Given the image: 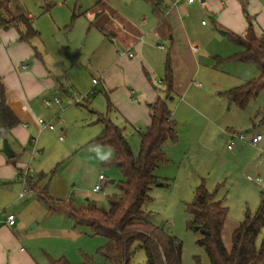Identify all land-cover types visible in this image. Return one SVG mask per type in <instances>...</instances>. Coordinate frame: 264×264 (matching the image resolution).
I'll list each match as a JSON object with an SVG mask.
<instances>
[{
    "label": "rangeland",
    "instance_id": "obj_1",
    "mask_svg": "<svg viewBox=\"0 0 264 264\" xmlns=\"http://www.w3.org/2000/svg\"><path fill=\"white\" fill-rule=\"evenodd\" d=\"M1 1L0 17L10 19L20 14H29L31 26L38 32L28 42H15L17 28L22 29V26H0V64L4 68L1 80L22 90L23 73L28 74L31 77L28 83L32 89L31 98L28 99L22 91L23 102L28 104L30 100V106L37 108L35 119L43 118L55 126V129L43 128L40 131L35 127L32 132V136L37 138L35 150L28 143L19 149L13 148L20 154L19 159L23 163L20 168L29 164L33 177L40 174L37 186L54 205L61 201L79 207L92 201L100 208L107 209L108 197L119 193L118 182L122 174L111 164L113 150L93 142L102 128L97 117L102 114L122 126L132 153L136 156L139 152V134L146 128L142 114L151 112L152 106L148 104L154 101L135 102V95L131 94V98L128 95V90L134 89V84L130 81V84L120 85L124 80L123 74L134 75V68L122 64L125 49L119 45V40L101 29L113 20L109 7L129 11L125 0ZM200 4L199 0H195L194 9L185 19L190 25L188 37L199 44L200 52L224 55L221 57L231 55L237 49V44L231 40L230 31L219 29L214 16L198 8ZM146 7L150 9L148 5ZM242 13L247 14L246 6ZM135 15L137 18L142 16L140 13ZM246 18L249 24L251 18L247 15ZM181 22L184 23L183 18ZM221 30L227 33L221 34ZM182 35L185 40L186 33ZM161 42L165 49L158 50L161 52L154 55V67L148 80L152 89L164 87L167 91L168 81L164 76L166 61L171 70L170 90L173 72H177L175 68L172 71L173 61L167 56V43ZM180 51L185 53V49ZM38 56L42 57V61ZM186 57H189L188 61L191 60L187 53ZM21 64L27 65V69L21 70ZM33 65L41 73L36 72ZM207 69L205 67L200 70L195 79L201 86L191 88L182 97L184 103L179 102L180 94L177 92L168 96V99L173 97L172 101H167L170 104L181 103L178 114L174 116L177 138L181 139L183 147H191L189 150L182 147L180 152L174 147V140L168 139L163 143L162 150L167 161L160 162L155 173L164 183L152 186L150 200L143 206L149 212L148 219L151 222L181 241V264H195L196 258L200 264H209L203 247L197 242L202 237L201 232L196 226H187L190 216L186 206L193 200L194 188L201 179L207 181L206 187L214 194V199H221L228 207L221 230L223 244L228 250L233 228L255 212L261 195H264V187L253 180L256 176L264 180V124H251L253 116L264 110V89L249 100L244 108H240L219 94L224 89H213L210 86L214 81L230 88L236 82V75L227 76ZM175 73L173 83L177 85L182 80L175 77ZM93 78H99L102 82L99 80L93 85ZM43 80L51 81L52 85L39 92L35 85H40ZM92 88L94 92H91ZM155 92L158 97L161 96L160 90ZM52 97L59 98L60 103L51 106L43 104L44 98ZM109 98L113 104L108 108ZM185 105L191 106L193 110L190 111ZM243 122L250 124L252 130L247 132ZM228 128L247 136L252 132L262 133L263 139L257 146L244 141L240 147L235 146L232 148L234 151H230L226 148ZM2 145L3 139L0 140V151ZM223 149L227 152L221 155ZM226 172L230 175L226 176ZM99 174L104 176L101 188L93 191ZM16 175L5 185L8 191L11 187L17 190L13 194L6 192L5 197L0 196V213L13 210L11 201L17 197L15 195L22 186L21 182L16 181ZM110 179L114 182H109ZM3 182L0 181V186ZM21 201H26V204H16L15 208L21 212L26 241L30 242L22 241L20 246L23 249L30 252L34 250V254L39 253V256L42 250L53 254V258L64 257L73 264H82L84 254L92 256L96 262L102 260L98 249L106 241L104 236H90L88 227L76 224L69 214L51 212L46 202L30 189ZM31 216L34 219L31 220ZM35 222L38 228L34 227ZM263 235L264 227L257 242ZM132 252L130 264H146L145 252L138 241L132 244Z\"/></svg>",
    "mask_w": 264,
    "mask_h": 264
},
{
    "label": "trees",
    "instance_id": "obj_2",
    "mask_svg": "<svg viewBox=\"0 0 264 264\" xmlns=\"http://www.w3.org/2000/svg\"><path fill=\"white\" fill-rule=\"evenodd\" d=\"M144 1L150 5L152 13L158 19L162 18L166 0ZM19 25L22 29L17 28L18 41L28 42L38 33L26 15L20 14L10 19L0 17V26L3 28ZM230 37L241 49L226 57L217 56L215 64L238 61L253 64L259 71L255 78L219 92L230 102L244 108L249 100L264 89V31L257 33L249 22L242 33L230 31ZM164 76L168 81L169 92L171 70L168 61L165 63ZM109 106L111 105L108 101V108ZM151 106L149 124L139 134V152L136 156L132 153L124 129L102 114L97 117L102 128L93 142L113 150L111 164L122 174V179L118 182L119 193L108 197L107 209L100 208L92 201L79 207L61 201L54 205L37 186L40 174L37 177L28 174L26 177L30 191L43 199L51 212L69 214L76 224L88 227L90 236L101 235L106 238L105 243L98 249L102 260L96 262L92 256L84 254L82 264H130L132 244L135 241L139 242L145 252L146 264H181V241L163 227L151 222L148 219L149 212L143 207L150 200L152 186L164 183L155 173L158 164L166 161L162 144L168 139H177L176 123L166 101L157 97ZM252 121L254 124H264V110L258 111ZM19 122L6 102L5 89L0 78V138H6L10 129ZM186 207L190 216L187 226H196L201 232L202 237L197 242L203 247L209 264H264V235L257 242L264 227L263 194L255 212L233 228L229 250L225 248L221 238L228 207L221 199H214V194L205 186L203 180L194 188V198ZM49 264L73 263L64 257H49ZM195 264H200L197 258Z\"/></svg>",
    "mask_w": 264,
    "mask_h": 264
},
{
    "label": "crops",
    "instance_id": "obj_3",
    "mask_svg": "<svg viewBox=\"0 0 264 264\" xmlns=\"http://www.w3.org/2000/svg\"><path fill=\"white\" fill-rule=\"evenodd\" d=\"M200 6L198 7L200 10L204 9L210 16H214L215 21L220 26L219 29H225L226 31H231L234 33H242L247 27L246 23V15L250 17L251 23L253 24V28L257 33H262L264 31V0H199ZM194 2H187L186 0H166L163 16L158 19L151 10L150 5L144 0H125L126 8L129 11L123 10L120 11L118 9H113V7H109L110 16H113V20H110L109 24L101 27V29H105L106 33L112 35V37H116L119 40V45L124 46V61L122 59V64L128 65V67L134 68V75L123 74L124 80L120 83L122 84H130V81L134 84V89L128 90L129 97H133L135 102L139 100H147L152 101L155 100L159 95L156 94V90H160L161 96L160 98L164 99L167 103V106L170 111H172V117L175 120L174 116L178 114V110L180 108V104L184 103L182 97L185 96L189 92L191 88H198L201 86L200 82H196V77L199 76L200 70L207 67V70H212L213 72H220L227 76L236 75L234 80L236 81L232 87L238 86V83H242L243 81H247L251 78H255L258 76L259 71L253 64H246L238 61L226 62L220 65L215 64V58L224 56V55H209L207 53L200 52L199 44L197 42L192 41L188 35L187 31L190 29V25L187 23L185 19L189 16L191 11L194 9ZM149 6L150 9H147L146 5ZM244 6L247 8V14L244 15L242 13ZM131 10V12H130ZM149 10V11H148ZM133 13V14H132ZM135 13H140V17H136ZM30 19V15H27ZM181 18L184 19V23L181 22ZM108 20V19H107ZM186 21V22H185ZM203 23V21H201ZM224 31V30H221ZM220 31V32H221ZM186 33V38L184 40L183 35ZM224 34L226 32L224 31ZM15 42L18 41V34L14 38ZM167 43V56L173 61L172 71L176 70L177 73L173 72V81H172V90L169 92L164 90L163 88H154L152 89L150 86V74L153 71L154 67V55L158 54L164 50L165 46L161 42ZM184 43V44H183ZM196 43V47L194 44ZM181 48L179 49V47ZM184 46V47H183ZM195 47V48H194ZM197 48V49H196ZM185 49V53L183 54L180 50ZM188 49V50H187ZM241 48L237 45V49L233 50V53L240 50ZM178 51L180 53H178ZM128 52H131L133 55L129 57L127 55ZM186 53L191 56V60L188 61L189 57H186ZM39 60L42 61V57L38 56ZM167 59V57H166ZM186 60V61H185ZM119 62V60H118ZM22 65L25 68H22ZM21 70H26L27 65L21 64ZM32 68L36 70V72H40L39 68L36 65H33ZM233 68V69H232ZM124 71V70H123ZM4 73V68L2 64H0V78ZM41 73V72H40ZM153 73V72H152ZM174 73L175 77H180L181 82L179 84L174 85ZM22 79L27 86L25 87L24 83H22V90L19 89L16 85H11L6 82L4 79L1 82L4 85L5 89V97L6 102L10 109L14 112L16 117L19 119V124L10 129L9 133L6 136L7 142L12 148L14 152V157L8 158L2 150L0 151V181H4L2 186H0V196L5 197L6 192H13L17 190L15 187H11V190L8 186H6V182L13 180V177L18 174L17 172L21 169L20 167L23 165L20 162V154L17 153L14 149H19L21 146L30 143L29 139L32 137V132L37 127L36 119H35V109L33 106H30V100L28 104L23 102L22 100V91L24 95L30 99V93L32 89L28 87L29 80L31 77L23 73ZM214 74V73H212ZM214 76V75H213ZM6 78V76H4ZM131 78V79H130ZM98 82L101 79L97 78ZM108 79V76H107ZM4 81V82H3ZM97 82V83H98ZM96 83V84H97ZM52 85L51 81L43 80L40 85H35V88L40 92L44 89V87H50ZM174 85V90H173ZM198 86V87H197ZM211 88L213 89H229L225 88L228 86L221 85L220 82H212ZM230 87V88H232ZM217 91V90H214ZM137 92V94H136ZM177 92L180 95L178 96L179 102L172 103L169 101L173 100V97L168 99L170 93ZM208 92V91H207ZM36 93V90H35ZM217 93V92H215ZM70 95L69 92H67ZM131 94H133L131 96ZM30 97V98H29ZM110 105L113 102L109 98ZM60 103V102H59ZM58 103V104H59ZM56 104V105H58ZM55 105V104H54ZM148 104V106H150ZM189 110H193L190 106L185 105ZM144 119L145 127L149 124L150 121V113L146 111L142 114ZM253 123V121H251ZM175 123H177L175 121ZM116 124V123H115ZM243 127L245 130L251 129L250 124L243 122ZM122 127V126H120ZM176 127V126H175ZM123 128V127H122ZM124 129V128H123ZM42 130V129H41ZM229 130L226 129V132ZM250 130V131H251ZM2 138H0L1 140ZM263 139V138H262ZM174 147L178 148V150H182L183 144L181 143V139L178 137L175 141ZM244 142V141H243ZM241 142V143H243ZM260 142V141H259ZM251 144L252 146H257L259 144ZM240 143V144H241ZM248 143V141L246 142ZM240 144L236 147H240ZM249 144V143H248ZM32 146V145H31ZM163 147V144H162ZM189 147L186 150H189ZM14 148V149H13ZM227 148V147H226ZM230 151H234L233 149H228ZM227 150H222L221 155L226 153ZM263 157V156H261ZM263 159V158H262ZM167 161V160H166ZM165 161V162H166ZM158 168V167H157ZM156 168V170H157ZM155 170V171H156ZM226 176H229L230 173L226 172ZM203 180V179H201ZM200 180V181H201ZM206 186L207 181L203 180ZM94 186V185H93ZM196 187V186H195ZM14 189V190H13ZM13 194V193H12ZM17 197H13V201H11V205L13 210L8 211L10 213H17V218L15 219V223L13 225H7L3 222H0V264H49V257H53V254H48L41 250L40 255L34 254V250L32 252L23 249L20 246L22 241L27 240V235L24 233V219L21 216V212L15 208L16 204H26L21 200L25 197H19L18 194L15 195ZM15 209V211H14ZM249 216V215H248ZM34 219L33 216L30 218ZM238 225V224H237ZM236 225V226H237ZM34 227L38 228V223H34ZM42 228V227H41ZM27 242V241H26ZM30 243V242H27Z\"/></svg>",
    "mask_w": 264,
    "mask_h": 264
},
{
    "label": "built area",
    "instance_id": "obj_4",
    "mask_svg": "<svg viewBox=\"0 0 264 264\" xmlns=\"http://www.w3.org/2000/svg\"><path fill=\"white\" fill-rule=\"evenodd\" d=\"M186 1L192 2L193 0H186ZM127 55L129 57H131L133 54L131 52H128ZM22 68H25V66L22 65ZM97 82H98V79H96V78L92 79L93 85H95ZM91 92H94L93 88L91 89ZM59 102H60V100L57 97L44 98L43 99V104L46 106L58 104ZM36 125H37V128L39 131L43 128L55 129L53 122L46 121L43 118H37L36 119ZM226 133L228 136L226 147L228 149H232L233 147L238 146L243 141H248L251 144L255 145L259 141H261L263 138L262 133L252 132L249 136H247L243 132H237L234 130H228ZM59 139H61L60 135H59ZM29 141L32 145V150H35L37 138L35 136H32V137H30ZM30 171H31L30 166H29V164H27V166L23 169H20L18 172V175H16V181L22 183L21 190L18 193L19 197H24L26 195V193L29 191V189L27 188L26 177L28 174H30ZM248 178L252 179V177H250V176H248ZM103 179H104V176L102 174H99L98 175V182L95 183L93 188H92L93 191H98L101 188V181ZM253 180L257 184H260L262 187H264V180L261 177L256 176L255 178H253ZM0 222H3L7 225H13L15 223V214L10 213V212H5V211L3 213H0Z\"/></svg>",
    "mask_w": 264,
    "mask_h": 264
},
{
    "label": "water",
    "instance_id": "obj_5",
    "mask_svg": "<svg viewBox=\"0 0 264 264\" xmlns=\"http://www.w3.org/2000/svg\"><path fill=\"white\" fill-rule=\"evenodd\" d=\"M221 34H224V31H221ZM251 129H247L246 131H250ZM2 152L8 157V158H11L13 157L14 155V152L13 150L11 149V147L9 146L8 142H7V139L6 138H3V145H2ZM109 182L113 183L114 180L113 179H110Z\"/></svg>",
    "mask_w": 264,
    "mask_h": 264
}]
</instances>
